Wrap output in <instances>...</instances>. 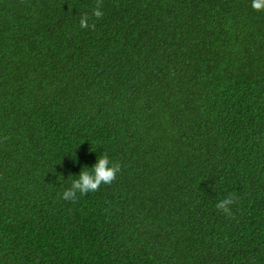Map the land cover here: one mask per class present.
<instances>
[{
    "label": "trees",
    "instance_id": "16d2710c",
    "mask_svg": "<svg viewBox=\"0 0 264 264\" xmlns=\"http://www.w3.org/2000/svg\"><path fill=\"white\" fill-rule=\"evenodd\" d=\"M0 264H264V0H0Z\"/></svg>",
    "mask_w": 264,
    "mask_h": 264
}]
</instances>
